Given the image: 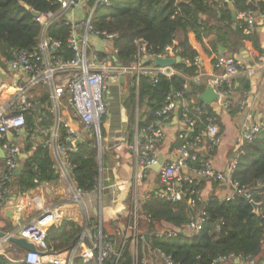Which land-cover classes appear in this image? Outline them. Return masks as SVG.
<instances>
[{
	"label": "built area",
	"instance_id": "2783aa9c",
	"mask_svg": "<svg viewBox=\"0 0 264 264\" xmlns=\"http://www.w3.org/2000/svg\"><path fill=\"white\" fill-rule=\"evenodd\" d=\"M55 2L59 5L57 11L49 10L40 13L38 17L34 16L42 28L37 46L32 50L17 49L7 61L11 82L8 86L0 87V98L6 96L0 101V138L6 137L9 131L16 135L22 133L32 142H36L38 137L43 138L60 180H67L70 183V195L62 202L50 205H41V198L33 196L31 190L22 196L14 195L11 184L23 152L18 144L11 141L3 142L0 149L5 153V168L0 177V209H3L14 195L15 213L12 227L0 229V232H3L0 235V257L26 264H75L76 259H82L86 263L96 261L97 264H120L122 249L125 245H129V247L143 246L144 249H148L146 255L144 251L132 253L131 264H180L163 252L155 248L152 250L151 245L145 241L147 232L142 230L141 216L142 207L148 197L142 200L139 197H132L125 206V211L119 218L116 217L119 243L116 242V237L112 238L110 234L105 233L101 221L97 226L96 219L102 220L104 210L101 187L100 197H86L90 193L80 190L71 178L73 166L68 158V152L75 150L77 141L84 140L87 135L95 134L98 146L100 143L102 145L101 119L105 115L107 118L110 116L104 94L109 92L112 85H121L125 78L131 76L134 78L132 85L138 91L143 75L150 76L157 82L160 76L171 78L179 74L174 66L161 67L155 62L156 56L176 58L174 46L166 47L162 54L150 55L146 51V45L136 40L135 60L130 65H122L113 60V55L108 56L105 53L101 55L102 52L96 49L91 40L93 36L112 41L115 39V34L101 32L94 26L97 8L111 5L112 0H94L92 4L89 3L90 0H55ZM78 10L82 11L81 15L77 14ZM237 15L239 25L248 30L254 29L258 17L264 22V13L256 15V12L249 10ZM59 19H63L69 26L67 43L74 53L71 60H65L61 54L62 42L49 34L50 27ZM146 60L148 63L145 62ZM193 64L198 67V72L189 79V83H204L206 86H212L218 98L211 104H206L186 100L185 91L176 95L182 100L179 98L175 100L169 95L166 105L156 112L160 121H152L141 128L136 126L131 144L140 167L139 179H143L146 175L145 171L152 169L158 163V145L167 137L164 125L172 122L175 112L181 108L179 120L183 128L178 134L180 144L176 148V157L164 162L159 169L165 188L156 196L176 203L181 200V194L184 193L188 204L197 207V210L195 216L184 227L164 226L154 230V235L162 239H173L180 233L195 235L204 228L207 217L202 204L204 205L207 199L202 196L200 189L188 188L186 192L182 191V185L193 179L206 177L224 180L231 193L218 197L220 202L230 201L237 195H243L251 202L254 201L250 190L241 188L237 182L232 181L231 176L224 179L223 175L213 169L211 161L206 157L200 158L198 153L202 152L204 142L209 149H214L222 142L220 126L217 119L208 114V106L219 110H230L234 104L236 79L254 75L257 68L255 65H248L243 58L235 54L218 56L213 66L220 73L210 76L202 71L200 57H196ZM189 83L185 84L184 89L189 87ZM42 85L48 88L49 102L46 105H49V111L53 114V122L50 125H42L38 119L35 126L29 128L26 115L34 116L40 108L37 105L41 106L40 102L34 100L32 92L35 89L40 92ZM247 101L248 95L245 93L239 101L240 107L243 108ZM65 102L68 103L69 109L71 107L74 110L69 117L65 116L68 109L64 105ZM200 124H204V127L194 135V130ZM263 130L264 121L244 125L241 129L243 143L253 141ZM242 153V150H239L235 156L230 175ZM194 161L199 162V167L191 166ZM42 185L50 186L45 183ZM95 200L96 206L95 204L94 207L90 206L89 202ZM197 204L201 205L198 207ZM69 206L78 208V212L81 213L79 217L76 213L67 216L73 221H77L78 217L77 222H82L81 232L69 249L50 252L47 242L48 231L52 226H59L62 223L65 218L63 212ZM96 209L99 211V216L94 213ZM121 219L124 221L121 222ZM12 237L24 238L33 243L36 252L23 251L17 256L11 250L14 246ZM214 264H264V258L258 262L255 258L229 254L220 256Z\"/></svg>",
	"mask_w": 264,
	"mask_h": 264
},
{
	"label": "trees",
	"instance_id": "16d2710c",
	"mask_svg": "<svg viewBox=\"0 0 264 264\" xmlns=\"http://www.w3.org/2000/svg\"><path fill=\"white\" fill-rule=\"evenodd\" d=\"M230 1L237 13L249 11V1L257 4L259 14L264 13V0ZM93 2L94 0H90L89 3ZM58 9L59 5L55 0H0L1 70L8 72L7 61L15 50H32L37 46L42 28L34 19L31 10L45 13ZM239 23V20L236 23L232 21L231 8L225 0H112L111 5L97 8L94 16L96 29L116 35L113 40L116 51L112 56L115 62L130 65L135 60L136 40L146 45V51L150 55L162 54L166 47L174 46L176 55L181 57V62L174 65L178 75L171 78L160 76L157 82L152 77L143 75L138 91L132 85L134 78H126L128 93L123 105L128 116L126 135L129 141H133L136 126L141 128L152 121H160L156 112L166 105L169 95L175 100H182L176 95L185 91L186 100L203 102L200 94L206 89V84L189 83V79L198 72V67L193 64L194 59L200 55L196 43L200 44L213 64L220 55V46L226 49L224 55H234L248 47L254 53L256 61L264 57V48L257 32L258 23L256 22L253 30L241 27ZM49 34L62 42L60 52L65 60L73 59L74 53L67 43L69 26L63 19L53 23ZM186 83H189V87L184 89ZM41 89L39 95L34 96L38 97L35 101L41 103L40 108L34 116L26 115L29 128H33L38 119L42 125H50L53 122V114L49 111V105H46L49 98L44 93L41 94ZM5 98L3 95L0 101ZM177 111L179 115L181 108ZM208 114L220 123L217 113L210 105ZM203 127L204 124H200L194 130V135ZM62 132L64 134L65 130ZM101 134L103 139L106 134L104 126L101 127ZM5 140L7 137L2 138L1 142ZM179 144L180 141L177 145ZM21 150L23 153L31 152V155L25 160L22 173L14 177L11 184L13 192L22 196L44 183L52 185L55 190V185L57 187L60 183V176L44 143L32 142L25 138ZM240 150L243 153L231 178L241 188L250 190L255 202L261 203L258 211L255 212L252 202L243 195H237L225 202H220L217 196L211 195L204 205L202 204L207 220L198 234L180 233L173 239H162L155 236L153 231L164 226L184 227L195 216L197 207L181 200L174 203L151 194L142 207L141 222L142 230L151 235V245L156 250L180 264H214L217 258L229 254L255 258L258 262L264 258V130L253 141L244 142ZM198 154L200 158H205L202 152ZM68 158L73 166L71 178L76 186L87 193L95 191L101 166L105 162L104 153L100 162L96 137L87 135L76 145L74 151L68 152ZM199 165L198 161L191 163L194 167ZM4 168V159L0 158V171ZM204 183L200 179H193L182 185V191L186 192L188 188L201 189ZM219 185L221 180H214V188ZM197 205L199 207L201 204ZM10 227L9 224L8 228ZM81 229L82 226L77 221L68 217L64 218L59 226H52L47 236L50 252L69 249ZM116 239L120 241V236ZM141 255L143 256V252ZM131 263L132 254L129 245H125L120 264ZM0 264L26 263H16L0 257ZM75 264L97 262L86 263L82 259H76Z\"/></svg>",
	"mask_w": 264,
	"mask_h": 264
},
{
	"label": "crops",
	"instance_id": "0c3cea01",
	"mask_svg": "<svg viewBox=\"0 0 264 264\" xmlns=\"http://www.w3.org/2000/svg\"><path fill=\"white\" fill-rule=\"evenodd\" d=\"M225 1L232 9V2L230 0ZM256 15H259V13L256 12ZM257 23V32L260 35L262 47L264 48V22L258 17ZM91 40L96 46V49L100 52L108 54V56H112L113 53H115L114 46L111 51H109L105 45V41L100 37L93 36ZM175 43L177 44V40ZM196 44L199 48L200 55L198 57L201 58L202 71L204 74L210 76L220 73L219 70L214 68L213 62L200 44ZM235 55L243 58L248 65H255L257 70L255 74L250 77H240L236 79L234 104L230 110H219L213 107L214 111L218 115V120L220 121L219 126L222 133V142L214 149L207 148L204 142L201 148V151H206L208 159L213 165V169L217 173L223 175L224 179H228L231 176L230 170L232 162L243 145L241 138V129L243 126L246 124L264 121V57L259 61H256L254 53L248 47L244 48L240 53ZM250 62L254 65H251ZM10 79V74L8 76L5 73L4 78H2L0 72V87L4 85L8 86L11 82ZM121 86L122 85H112L107 93L110 116L108 117L106 125H104L106 134L102 139V153L105 155L104 165L101 166L104 180L101 187V197H103L104 206L103 217H114L113 220H116V215H120L125 211V206L128 205L130 199L132 198V193H136L138 197L140 195L141 197L139 198L142 200L149 197L151 194L156 195L157 193L163 192L165 188L159 175V170L154 168L145 171V177L143 179H139L140 167L137 157L131 148L133 141H129L126 135L128 116L126 108L123 105L126 94L121 92ZM245 93L248 95V101L246 105L241 108L239 101ZM32 94L33 97L35 95H39V91ZM76 125L79 126L77 123ZM164 126L167 132V137L158 145V156H163V163L176 157V148L178 147L177 143L180 141L178 139V134L183 128L181 121L179 120V116L175 118V115L172 122L167 123ZM6 137L7 140L5 141H11L18 144L20 147L23 146L26 138L22 135V133H20V135H16L14 132H12V137L9 136L8 133L6 134ZM1 140L2 138H0V146L3 144ZM36 142L42 143L43 138L38 137ZM0 158L2 157L0 156ZM2 159H4L5 163V156ZM1 173L2 170L0 171V174ZM202 181L205 183L200 190L202 196L206 199L211 195L224 197L231 193V189L226 185L224 180H221V185L215 188L213 186L214 179L206 178ZM97 191L98 189L91 192L86 197H96ZM105 191L106 193L104 197L103 193ZM31 194L35 197L37 196L41 198V205H50L62 202L70 195V183L67 180L62 179L60 180V183H58L57 187L55 185V190L52 185H41L40 187L31 190ZM14 195H12L11 201L6 204L3 209H0L1 230L6 229L9 224L11 227L13 225L15 213ZM89 204L94 207V201L89 202ZM66 210L69 214L77 213L75 211V207L73 206L67 207ZM112 224L116 225V223L114 224L113 222ZM114 227L118 229L117 225ZM11 250L17 254H21L24 251L18 245L13 246Z\"/></svg>",
	"mask_w": 264,
	"mask_h": 264
},
{
	"label": "water",
	"instance_id": "95a60500",
	"mask_svg": "<svg viewBox=\"0 0 264 264\" xmlns=\"http://www.w3.org/2000/svg\"><path fill=\"white\" fill-rule=\"evenodd\" d=\"M248 6H249V8H250L251 11L258 12V6H257V4L254 1H249L248 2ZM31 13L35 17H38L40 15V13L38 11H35V10H31ZM231 13H232V21L234 23H236L238 21L237 11L234 8H232L231 9ZM219 48H220V54H223L225 52V50H226L222 46H220ZM248 60H249V58H248ZM145 62L148 63V60H146ZM155 62H156V64L158 66H161V67L174 66L177 63H180L181 62V57L180 56H177L176 58H173V57L163 58V57L156 56L155 57ZM250 63H251V65H254L252 62H250ZM217 98H218V95L214 92V89H213L212 86H207V88L200 94V99L204 103H206V104H211ZM37 106L40 107V105H37ZM178 116H179L178 115V111H176L175 112V118H177ZM8 135L12 137V132L9 131L8 132ZM80 142H81V140H78L77 141V144H79ZM101 146L102 145L100 143L99 146H98L99 147V158H100V162H101V153H102ZM202 153L205 155L206 158H208V155H207L206 151L202 150ZM30 155H31V152H28V153H25L24 152V153H22V155H21V162H20L18 168L15 171V177L19 176L22 173V171L24 169V166H25V160ZM0 156L2 158L5 156V153H4V151L2 149H0ZM162 164H163V156L162 155H159L158 163L153 168L156 169V170H159L161 168V165ZM199 179L200 180H205L206 177H200ZM181 200L185 204H188V200H187L186 195L184 193L181 194ZM252 205L254 207L255 212H257L259 206L261 205V203L252 201ZM94 213L99 216V211L97 209L94 210ZM2 234H3V232H0V235H2ZM11 241L14 244L20 246L24 251H27V252H36L35 245L33 243L28 242L24 238L12 237L11 238ZM145 241H146L147 244L151 245V235L149 233H145ZM151 249L154 250V247L152 245H151Z\"/></svg>",
	"mask_w": 264,
	"mask_h": 264
},
{
	"label": "rangeland",
	"instance_id": "374dc122",
	"mask_svg": "<svg viewBox=\"0 0 264 264\" xmlns=\"http://www.w3.org/2000/svg\"><path fill=\"white\" fill-rule=\"evenodd\" d=\"M77 14H79V15H81L82 14V11H80V10H78L77 11ZM78 17H81V16H78ZM85 18V17H84ZM256 22H258V18H257V20H256ZM180 35V34H179ZM101 39H103L104 41H105V45L107 46V48H108V50L109 51H111V49L113 48V46H114V42L112 41V40H109V39H106V38H104V37H100ZM2 68H0V72H1V75H2V78H4V74L6 73L8 76H9V73H7L6 71H5V69L4 70H1ZM127 84H128V82H127V80H126V78L123 80V82H122V86H121V92H123V93H125V94H127L128 92V87H127ZM38 91V89H35L32 93H36ZM45 94V95H48V88H47V86H45V85H42V89H41V94ZM107 98H108V96H107V93H105L104 94V100H105V102H107ZM35 99H37L38 100V97L36 96V98H34V100ZM64 105L66 106V107H68V103L67 102H65L64 103ZM107 108H109L108 106H106ZM73 108H71L70 107V109H69V107H68V109H66V114H65V116L66 117H69V116H71V114H73ZM107 121H108V118L106 117V115L105 116H103L102 117V119H101V127H103L104 125H106V123H107ZM93 132H94V130H93ZM94 137H95V134H94ZM97 139V138H96ZM101 150H102V146H101ZM103 182H104V180H103V173L100 175V179H99V184H98V191H97V194H96V197H100V187H102V184H103ZM102 191V190H101ZM105 193H106V191L103 193V195H104V197H105ZM132 197H138L137 196V194L136 193H132ZM139 197H141L140 195H139ZM96 203H97V201L95 200L94 201V204H95V206H96ZM77 213V216L79 217L80 216V212H78L79 211V209L77 208L76 210H75ZM68 211L67 210H65V212H63V214L65 213V218H67V216H69L70 214L69 213H67ZM117 216H120V215H116V217ZM78 217L76 218L77 219V221H78ZM108 218V217H107ZM105 218V217H103L102 218V220H100V218H97L96 219V221L98 222V225L97 226H99L100 225V221L102 222V228H103V230L105 231V233H107V234H110V236L112 237V238H115V237H118L119 238V232H118V230L114 227V225L112 224V222L115 224H117V220H113V218L114 217H112V218ZM119 218V217H118ZM122 221H124V220H122L121 219V222ZM79 223V225L80 226H82V222L81 221H79L78 222ZM124 223V222H123ZM144 226V225H143ZM116 242L117 243H119V240L117 239L116 240ZM129 250H130V252H131V254L132 253H134V252H139V251H144L145 252V255L148 253V249L147 248H143V246L141 247V246H136V247H129ZM17 256H19L17 253H15Z\"/></svg>",
	"mask_w": 264,
	"mask_h": 264
}]
</instances>
